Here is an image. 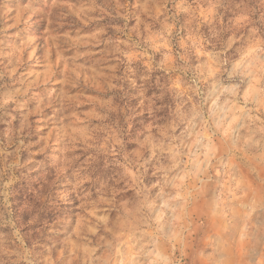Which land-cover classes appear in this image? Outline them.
<instances>
[{"label": "rangeland", "instance_id": "obj_1", "mask_svg": "<svg viewBox=\"0 0 264 264\" xmlns=\"http://www.w3.org/2000/svg\"><path fill=\"white\" fill-rule=\"evenodd\" d=\"M0 264H264V0H0Z\"/></svg>", "mask_w": 264, "mask_h": 264}]
</instances>
